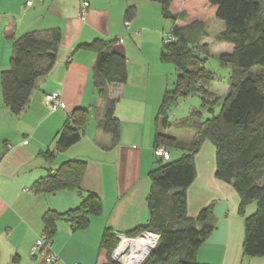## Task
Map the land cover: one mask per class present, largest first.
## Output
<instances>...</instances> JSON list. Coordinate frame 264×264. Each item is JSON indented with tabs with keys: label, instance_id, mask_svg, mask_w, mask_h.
I'll return each mask as SVG.
<instances>
[{
	"label": "crops",
	"instance_id": "1",
	"mask_svg": "<svg viewBox=\"0 0 264 264\" xmlns=\"http://www.w3.org/2000/svg\"><path fill=\"white\" fill-rule=\"evenodd\" d=\"M25 1L0 0V71L10 64L14 39L25 31L57 28L61 38L53 67L36 79L20 114H12L4 105L0 87V264H106V251L100 248L103 231L126 233L149 218L150 172L157 159L155 117L166 90L167 72L174 68L162 61H144L132 42L137 44L134 39L149 34L148 39L159 49L164 27L137 26V6L135 18L126 21L129 0H38L31 6ZM82 2L88 3L84 17L80 16ZM96 38L111 41L110 47L126 58L128 69L123 84L109 85L102 94L91 84L96 53L80 47ZM48 94L59 96L60 107H51ZM108 99L115 101L114 115L119 121L116 143L98 126ZM79 107L90 110L82 124V136L58 150L57 133ZM200 150L194 158L195 178L186 190V214L196 218L215 200L216 221L197 249L196 261L264 264V256L242 257L243 240H230V223L224 216L236 212L239 196L230 184L215 178V161L205 169L208 164L199 160ZM212 152L214 160V147ZM67 160L85 162L80 191L97 195L101 211L90 217L85 228L57 221L49 251L58 259L47 262L40 252L30 255L36 239L44 233L42 216L48 210L64 212L77 207L81 193L76 189L43 193L35 186Z\"/></svg>",
	"mask_w": 264,
	"mask_h": 264
},
{
	"label": "trees",
	"instance_id": "2",
	"mask_svg": "<svg viewBox=\"0 0 264 264\" xmlns=\"http://www.w3.org/2000/svg\"><path fill=\"white\" fill-rule=\"evenodd\" d=\"M150 1L158 3L163 18L172 21L171 39L162 45L161 59L176 71L174 86L164 91L156 113L154 147L161 140L178 151L179 157L158 159V166L150 172L149 218L126 234L136 235L145 229L158 233V243L143 264H202L195 259L196 251L215 227L213 205L202 208L196 218H189L186 214V190L195 178L194 158L202 143L208 141L214 147V176L230 184L237 192L240 212L248 202L257 203L256 211L243 221L242 257H263L264 72L253 73L252 69L258 67L264 71V0H207L215 8L216 18L223 23L216 40L232 45L230 52L218 57L222 64L231 65L229 90L217 116L200 120V112L192 111L189 119L173 125L167 111L178 97L198 94L202 105L208 106L209 111L219 99L207 89L214 78L205 65L209 53L207 47L200 45L207 32L202 20L176 24L181 14L168 9L170 0ZM135 14L136 4L132 2L127 5L124 18L130 22ZM60 38L57 28H48L28 30L14 39L10 64L0 71L2 100L12 114L18 115L26 108L36 79L53 67ZM110 43L96 38L80 45L96 53L91 84L98 94H102L109 85L123 84L128 76L126 58L113 50ZM114 106V100H106L98 121L99 128L111 136L112 143H116L119 136ZM89 115L90 110L83 107L70 113L56 136L58 150L80 140L82 124ZM172 126L175 129H193L191 140L185 142L169 136L167 131ZM84 170V161L67 160L37 182V192L76 189L81 193L77 207L64 212L48 210L44 213L43 232L48 240L56 230L57 221L65 220L76 229L85 228L90 217L100 213V198L94 193L83 194L80 191ZM116 242V233L106 228L100 242V248L107 254L106 264H115L110 254ZM47 253V249L42 252L44 260Z\"/></svg>",
	"mask_w": 264,
	"mask_h": 264
},
{
	"label": "rangeland",
	"instance_id": "3",
	"mask_svg": "<svg viewBox=\"0 0 264 264\" xmlns=\"http://www.w3.org/2000/svg\"><path fill=\"white\" fill-rule=\"evenodd\" d=\"M129 1L130 3L131 2L136 3L137 9L139 7V9L137 10L136 18L134 19L135 24L137 26L146 25L147 27H152V26L159 27L161 24V27H164V31L162 32L163 35L161 37L162 44L158 45L159 49H157V46L153 44L154 42L151 41L152 40L151 38L148 39L149 34L144 35L142 39L141 38H138L137 40L134 39V41L137 42V44L132 42L131 38H129L128 41L133 43V46L135 47L136 50H138L139 55L143 53L141 55L142 56L141 58L144 61L149 62L151 64L152 62L153 63L161 62L162 61L161 48L165 42L164 40L170 36L169 32L172 26V21L170 19H165L161 16L159 4L156 2H152V1L140 2L139 0H129ZM147 7H149L150 10H148ZM168 9L177 15L181 14L180 15L181 19H177L176 20L177 22L175 21L176 24L181 25L187 22H191L192 20H202L204 22L207 35L201 38L200 45L205 44L207 47L209 53L206 57L205 65L207 70L212 72V74L214 75V78L210 81L207 89L210 92H212L214 96H217V98H219L215 104L211 105V111H209L208 106L202 105V101L198 94H190L185 97H178L176 103L169 106L168 108L167 115L169 117V121L173 125L174 123L187 120L190 118L192 111L200 112V118H199L200 120H204L212 116H217L220 112L223 98L226 96L229 90V81L231 74V65L222 64L218 59L220 54L228 53L232 50V46L230 44L225 42H218L216 40V35L223 29V23L221 20L216 18L215 8L210 6L207 0H170L168 3ZM168 64L173 68V66L170 63ZM252 72L259 73L264 71L261 68L254 67L252 69ZM166 76L167 77H166L165 89L171 90L176 80V71L174 70L171 71L169 69V72H167ZM167 134H169V136L174 137L176 140L189 142L193 135V129L191 128L175 129L172 126L168 129ZM158 145H163L169 151L170 159H175L179 157V154H177L178 151L171 148V146H169L165 142H162L160 140V143ZM212 148L213 146L208 141H204V143L201 146L199 160L200 161L206 160L205 165L210 163L212 166L215 161L213 160ZM158 159L159 158H157L155 167L158 166V162H159ZM165 160H168V158ZM210 164H208L205 169H209ZM261 183H264V178L261 181ZM190 202H191V198H190ZM214 203L215 200H212L210 204L213 205ZM256 204H257L256 201H250L244 206L241 212L238 208L235 213H232L229 216H224L225 221L226 222L229 221L230 223V230H229L230 240H243L244 218L250 216L256 211L257 208ZM128 236H133V235H128Z\"/></svg>",
	"mask_w": 264,
	"mask_h": 264
},
{
	"label": "built area",
	"instance_id": "4",
	"mask_svg": "<svg viewBox=\"0 0 264 264\" xmlns=\"http://www.w3.org/2000/svg\"><path fill=\"white\" fill-rule=\"evenodd\" d=\"M36 1L38 0H26L25 4L30 6ZM87 6V2H82L81 17L85 16ZM169 39H171L170 36L164 41L167 42ZM46 98L53 109L60 107L61 101L58 95L48 94ZM154 154L156 158L161 160L169 158V152L163 145H156ZM116 237V245L110 254L112 261L116 264H143L158 243V233L149 229L142 230L133 236H128L125 233H116ZM45 249L49 250V240L43 233L36 239L30 255L34 256L37 252L42 253ZM57 259L58 256L50 251L45 255L47 262H54Z\"/></svg>",
	"mask_w": 264,
	"mask_h": 264
}]
</instances>
